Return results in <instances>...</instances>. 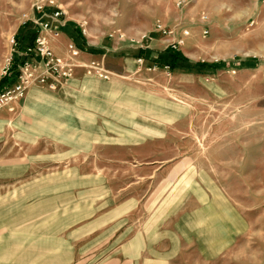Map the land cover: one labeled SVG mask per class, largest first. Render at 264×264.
Segmentation results:
<instances>
[{
    "label": "rangeland",
    "instance_id": "rangeland-1",
    "mask_svg": "<svg viewBox=\"0 0 264 264\" xmlns=\"http://www.w3.org/2000/svg\"><path fill=\"white\" fill-rule=\"evenodd\" d=\"M36 1L0 0V92ZM55 2V53L74 42L109 78L79 68L0 109V264H75L93 232L155 218L158 264H264V0Z\"/></svg>",
    "mask_w": 264,
    "mask_h": 264
},
{
    "label": "built area",
    "instance_id": "built-area-1",
    "mask_svg": "<svg viewBox=\"0 0 264 264\" xmlns=\"http://www.w3.org/2000/svg\"><path fill=\"white\" fill-rule=\"evenodd\" d=\"M50 10L53 11L51 15H49ZM34 13L37 15L28 20L35 30L30 42L24 47L25 60L14 76L15 84L0 92V109L16 104L31 86L41 85L51 91L56 90L61 79L70 78L79 68L100 79L109 78V73L101 63L95 61L83 63V55L87 53V49L79 47L74 42L67 43L65 56L55 53L53 46L63 34L62 28L58 25L63 12L56 5L55 0H37ZM160 30L169 35L168 30L164 28ZM188 35V32L184 34V36ZM12 43L18 45L15 40ZM177 43L179 46L183 44V41ZM173 47L176 48V46ZM9 70L8 68L5 75Z\"/></svg>",
    "mask_w": 264,
    "mask_h": 264
},
{
    "label": "crops",
    "instance_id": "crops-1",
    "mask_svg": "<svg viewBox=\"0 0 264 264\" xmlns=\"http://www.w3.org/2000/svg\"><path fill=\"white\" fill-rule=\"evenodd\" d=\"M42 95L38 94L36 91H33L29 94L28 98L25 100L24 104L28 106L31 102H35L34 104H37L41 99ZM46 126V125H44ZM235 211H233V215L235 217ZM226 216V217H230ZM187 217H184V221ZM221 218V215L219 216ZM231 218H233L231 216ZM235 219V218H233ZM221 221V219H220ZM92 225H95L93 223ZM92 225H88L91 227ZM229 227H233L235 229H229L224 233V236H227L226 241L232 242L234 239L237 238V229L236 224H230ZM113 228L116 230V226L110 227H102V232L96 231L92 233V235L88 236V240L85 242V244H82L80 246V249H88L87 253L80 255L78 254V248L76 245V257H75V264H158V250H157V244H158V223L156 218L150 219L148 222H145V224H140L139 226H136L133 228L134 235H132L129 239L125 236L124 233H116L113 235V238L109 237V232ZM173 228V229H172ZM171 228V231H169V238L171 241H174L173 237V231L174 227ZM129 236V235H128ZM122 237H126L124 239H121ZM106 238V239H105ZM99 239H105L101 243L99 247L95 246L94 244L99 242ZM216 239L211 238L208 241L214 242ZM105 241V242H104ZM170 241V240H169ZM175 241H179V239H176ZM182 241V240H180ZM185 241V240H183ZM196 241V240H195ZM122 242V243H120ZM118 243V244H114ZM7 250V249H6ZM5 250V251H6ZM80 250V252H82ZM2 250V252H5ZM1 254V250H0ZM86 255V256H84ZM166 256H169L166 255ZM24 259V258H23ZM13 257H7V260L1 264H14ZM37 264H45L44 259H38ZM173 257L169 256V264H172ZM168 264V263H166Z\"/></svg>",
    "mask_w": 264,
    "mask_h": 264
}]
</instances>
